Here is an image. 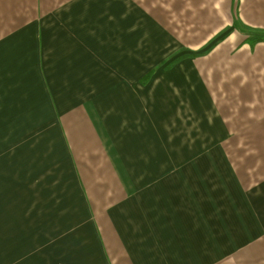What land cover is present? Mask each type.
Returning <instances> with one entry per match:
<instances>
[{"label":"crops","instance_id":"crops-1","mask_svg":"<svg viewBox=\"0 0 264 264\" xmlns=\"http://www.w3.org/2000/svg\"><path fill=\"white\" fill-rule=\"evenodd\" d=\"M239 30L264 0H0V141L34 172L0 264L32 238L53 264H264V43Z\"/></svg>","mask_w":264,"mask_h":264},{"label":"rangeland","instance_id":"rangeland-1","mask_svg":"<svg viewBox=\"0 0 264 264\" xmlns=\"http://www.w3.org/2000/svg\"><path fill=\"white\" fill-rule=\"evenodd\" d=\"M242 33L251 34L248 31H242L239 30ZM150 76H146L142 78V84H145L146 81H149ZM16 137H19L18 135ZM37 142H35L36 144ZM34 144V143H33ZM31 146H33L31 144ZM28 157V152L26 151V146H24L23 142L20 139L16 140H9V141H0V218H6L7 212H13V209L10 208V204L13 198V201H15V204L19 197L25 196L23 195V187L31 186L33 185V182L31 180L34 179V172L32 167V161L31 158ZM8 187L10 188L11 192L8 195V198L4 197V189ZM33 197V195L31 196ZM49 197V195H47ZM17 208V207H16ZM49 211V210H48ZM32 213H38V209L31 208ZM45 217V214H44ZM0 223L6 224V220L2 221L0 220ZM47 221H45V224ZM5 226V225H4ZM34 227L38 228L39 224L37 221H32V230ZM33 232V231H32ZM49 232V231H48ZM5 230L3 231L0 227V244H6V234ZM47 233V232H46ZM38 239V238H37ZM47 239H49V235L47 236ZM36 244V251L31 252L30 254V264H53L49 260H43L40 261V252L37 250V242H33L32 238V245ZM52 258L54 257V253H46L44 254V257Z\"/></svg>","mask_w":264,"mask_h":264},{"label":"trees","instance_id":"trees-1","mask_svg":"<svg viewBox=\"0 0 264 264\" xmlns=\"http://www.w3.org/2000/svg\"><path fill=\"white\" fill-rule=\"evenodd\" d=\"M233 25L237 27L235 22H233ZM245 43H247L250 47H253L258 43H264V33L255 32L253 35H248L245 39Z\"/></svg>","mask_w":264,"mask_h":264}]
</instances>
